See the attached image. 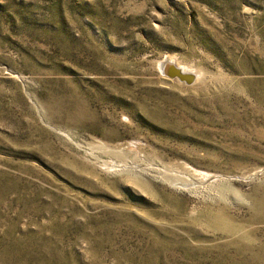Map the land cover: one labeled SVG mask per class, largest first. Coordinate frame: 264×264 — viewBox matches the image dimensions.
<instances>
[{
  "label": "rangeland",
  "instance_id": "rangeland-1",
  "mask_svg": "<svg viewBox=\"0 0 264 264\" xmlns=\"http://www.w3.org/2000/svg\"><path fill=\"white\" fill-rule=\"evenodd\" d=\"M0 264H264V0H0Z\"/></svg>",
  "mask_w": 264,
  "mask_h": 264
},
{
  "label": "bare ground",
  "instance_id": "bare-ground-1",
  "mask_svg": "<svg viewBox=\"0 0 264 264\" xmlns=\"http://www.w3.org/2000/svg\"><path fill=\"white\" fill-rule=\"evenodd\" d=\"M173 69H174V68L171 67L169 70H173ZM173 72H174V71H172V72H168V73H170V75L173 76V75H172ZM184 73H188V72L185 71ZM180 76H182V77H180ZM180 76H178V77L181 78V79H186L187 81H192V80L194 79L193 76H190L189 74L187 75V74H183V73H182ZM173 77H174V76H173Z\"/></svg>",
  "mask_w": 264,
  "mask_h": 264
},
{
  "label": "water",
  "instance_id": "water-1",
  "mask_svg": "<svg viewBox=\"0 0 264 264\" xmlns=\"http://www.w3.org/2000/svg\"><path fill=\"white\" fill-rule=\"evenodd\" d=\"M173 71H174V72L172 73L173 76H180V75L182 74V73H181L178 69H176V68H174ZM180 77H182V76H180Z\"/></svg>",
  "mask_w": 264,
  "mask_h": 264
}]
</instances>
